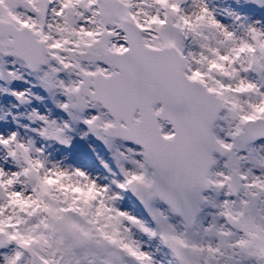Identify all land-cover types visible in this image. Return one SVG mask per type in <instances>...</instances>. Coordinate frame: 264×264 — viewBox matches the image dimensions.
Returning <instances> with one entry per match:
<instances>
[{
    "label": "snow or ice",
    "instance_id": "1",
    "mask_svg": "<svg viewBox=\"0 0 264 264\" xmlns=\"http://www.w3.org/2000/svg\"><path fill=\"white\" fill-rule=\"evenodd\" d=\"M0 264H264V0H0Z\"/></svg>",
    "mask_w": 264,
    "mask_h": 264
}]
</instances>
